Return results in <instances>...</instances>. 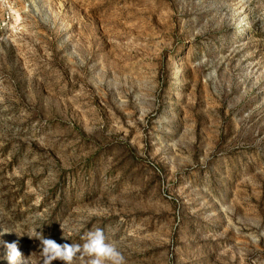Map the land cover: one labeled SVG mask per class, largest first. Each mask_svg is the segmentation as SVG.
<instances>
[{
  "label": "rangeland",
  "instance_id": "1",
  "mask_svg": "<svg viewBox=\"0 0 264 264\" xmlns=\"http://www.w3.org/2000/svg\"><path fill=\"white\" fill-rule=\"evenodd\" d=\"M97 228L264 264V0H0V264Z\"/></svg>",
  "mask_w": 264,
  "mask_h": 264
},
{
  "label": "clouds",
  "instance_id": "2",
  "mask_svg": "<svg viewBox=\"0 0 264 264\" xmlns=\"http://www.w3.org/2000/svg\"><path fill=\"white\" fill-rule=\"evenodd\" d=\"M62 232L65 225L60 224ZM29 238H36L40 241L41 261L39 264H53V261H60L61 264H74L77 258L89 257L87 264H125V260L118 248L108 241V237L102 229H95L87 232L83 237L85 242L81 244L57 243L54 239L45 238L42 233L36 236L26 234ZM65 239H67L64 236ZM8 249L9 264H16L22 257L17 243L6 244ZM28 264L36 262L28 259Z\"/></svg>",
  "mask_w": 264,
  "mask_h": 264
}]
</instances>
